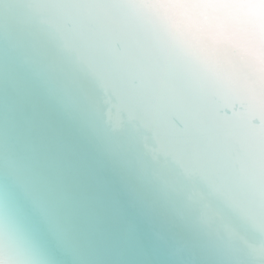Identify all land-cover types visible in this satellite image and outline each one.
Wrapping results in <instances>:
<instances>
[{
  "label": "snow or ice",
  "instance_id": "1",
  "mask_svg": "<svg viewBox=\"0 0 264 264\" xmlns=\"http://www.w3.org/2000/svg\"><path fill=\"white\" fill-rule=\"evenodd\" d=\"M0 264H264V0H0Z\"/></svg>",
  "mask_w": 264,
  "mask_h": 264
}]
</instances>
